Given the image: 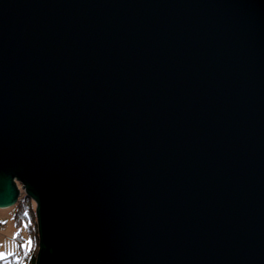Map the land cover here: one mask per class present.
<instances>
[{
	"label": "water",
	"instance_id": "water-1",
	"mask_svg": "<svg viewBox=\"0 0 264 264\" xmlns=\"http://www.w3.org/2000/svg\"><path fill=\"white\" fill-rule=\"evenodd\" d=\"M21 189L36 264H264V0H0Z\"/></svg>",
	"mask_w": 264,
	"mask_h": 264
},
{
	"label": "rangeland",
	"instance_id": "rangeland-1",
	"mask_svg": "<svg viewBox=\"0 0 264 264\" xmlns=\"http://www.w3.org/2000/svg\"><path fill=\"white\" fill-rule=\"evenodd\" d=\"M19 187L21 188V184H19ZM22 193L25 194L21 189V194ZM33 205L36 214V203ZM14 212V206L0 207V221L7 222L0 223V252L4 253V258H13V264H28V262L20 261L22 260V253L25 254V252L21 251L22 247L29 246V239L33 242L34 246L39 249V235L38 237L36 236V230L38 233L37 216L34 217V215H32L33 217L30 219L31 224L29 225L25 218L22 221L15 220ZM32 214H34V212H32ZM25 225H27V227H25ZM16 233H19V235H16ZM12 263L9 262L8 264Z\"/></svg>",
	"mask_w": 264,
	"mask_h": 264
},
{
	"label": "trees",
	"instance_id": "trees-1",
	"mask_svg": "<svg viewBox=\"0 0 264 264\" xmlns=\"http://www.w3.org/2000/svg\"><path fill=\"white\" fill-rule=\"evenodd\" d=\"M35 204L31 198H29L26 194H20L19 199L17 203L14 205L15 212L14 217L17 221H22L24 218L28 221V224L30 225V219L33 217H36L34 205ZM25 212L28 213V215L25 216ZM34 212V214H32ZM36 236L38 237V233L36 230ZM24 249L25 254L22 253V260L28 262V264H36L37 254H38V248L34 246L33 242L29 244L27 247H22ZM25 255V256H23ZM24 257V259H23ZM13 258L6 257L4 259H0V264H8L9 262H13ZM13 264V263H12Z\"/></svg>",
	"mask_w": 264,
	"mask_h": 264
},
{
	"label": "snow or ice",
	"instance_id": "snow-or-ice-1",
	"mask_svg": "<svg viewBox=\"0 0 264 264\" xmlns=\"http://www.w3.org/2000/svg\"><path fill=\"white\" fill-rule=\"evenodd\" d=\"M25 216L28 215L27 212L24 213ZM0 223H7L6 221H0ZM25 227H27V225H25ZM16 235H19V233H16ZM28 243H32V241L29 239ZM0 259H4V253L0 252Z\"/></svg>",
	"mask_w": 264,
	"mask_h": 264
},
{
	"label": "built area",
	"instance_id": "built-area-1",
	"mask_svg": "<svg viewBox=\"0 0 264 264\" xmlns=\"http://www.w3.org/2000/svg\"><path fill=\"white\" fill-rule=\"evenodd\" d=\"M22 252H25L24 249H22Z\"/></svg>",
	"mask_w": 264,
	"mask_h": 264
},
{
	"label": "bare ground",
	"instance_id": "bare-ground-1",
	"mask_svg": "<svg viewBox=\"0 0 264 264\" xmlns=\"http://www.w3.org/2000/svg\"><path fill=\"white\" fill-rule=\"evenodd\" d=\"M20 183H18V185H19ZM22 252V251H21Z\"/></svg>",
	"mask_w": 264,
	"mask_h": 264
}]
</instances>
